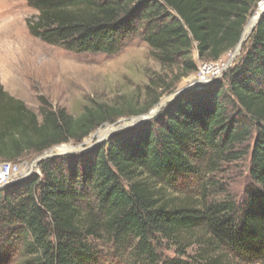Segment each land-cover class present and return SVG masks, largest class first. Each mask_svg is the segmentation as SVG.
<instances>
[{"label": "trees", "instance_id": "obj_1", "mask_svg": "<svg viewBox=\"0 0 264 264\" xmlns=\"http://www.w3.org/2000/svg\"><path fill=\"white\" fill-rule=\"evenodd\" d=\"M27 1L38 11L29 31L44 42L115 55L139 39L164 74L146 86L141 107L94 102L79 116L44 98L39 116L0 81V161L81 142L105 123L148 112L198 72L194 51L201 61L233 51L260 0ZM251 141L245 195L210 201V175L220 162L240 160L238 148ZM39 169L0 189V264L20 254L22 264L264 262V13L221 80L186 90L151 120L88 151L43 160ZM190 177L198 180L195 191L181 185ZM163 242L173 255L160 253Z\"/></svg>", "mask_w": 264, "mask_h": 264}, {"label": "rangeland", "instance_id": "obj_2", "mask_svg": "<svg viewBox=\"0 0 264 264\" xmlns=\"http://www.w3.org/2000/svg\"><path fill=\"white\" fill-rule=\"evenodd\" d=\"M258 10L259 6L254 8L244 31ZM37 13L38 11L31 7L27 0H0L1 84L8 93L22 100L39 116L42 98L53 109H64L75 116L81 115L86 105L94 102L119 107L137 103V106L141 107L147 100L146 86L151 83V79L158 78L161 73L164 74L160 62L153 56L148 44L139 39L129 43L115 55L77 53L62 46L48 44L29 31L28 20ZM253 30L254 28L240 50L235 48L221 58L220 61L224 63L225 68L217 80H221L228 69L240 60L249 46ZM194 58L199 67L202 61L196 51H194ZM195 77L196 73H193L183 78L172 92L162 94L157 104L148 112L140 115H148L160 104L171 102L176 91L192 84ZM136 116L139 115L128 114L113 123H105L81 142L63 143L56 146L52 152L66 153L73 148L83 149L92 145L93 148L97 144L105 143L112 136L113 133L108 134V132L113 127L116 128L120 124H131L130 122ZM68 144H71L73 148L70 147L71 149L65 151L58 149ZM249 147H252V141L238 148L242 155L240 160L222 161L218 170L210 175L209 181L212 183L210 201L224 199L240 201L245 195L247 185L250 184ZM245 151H248V154H245ZM41 155L43 153L27 154L20 160L24 163L27 174L39 173L41 162H36ZM183 180L184 184L183 181L181 182L183 187H191L192 191L197 190V179L190 177ZM192 191L190 192L193 193ZM97 244L107 253H111L113 249L102 241ZM160 253L163 256L173 255V252L168 250L166 242H163ZM22 262L23 258L20 254L12 264H22ZM109 262L110 264H122L121 258L109 259ZM229 262L230 264H243L233 257H230ZM258 264H264V262Z\"/></svg>", "mask_w": 264, "mask_h": 264}, {"label": "built area", "instance_id": "obj_3", "mask_svg": "<svg viewBox=\"0 0 264 264\" xmlns=\"http://www.w3.org/2000/svg\"><path fill=\"white\" fill-rule=\"evenodd\" d=\"M258 6H264V0H260ZM220 60L202 61L194 80L205 84H210L213 80L216 81L221 71L225 68L224 63ZM28 176L29 174L26 173L22 161H0V189H3L13 182L21 181Z\"/></svg>", "mask_w": 264, "mask_h": 264}, {"label": "water", "instance_id": "obj_4", "mask_svg": "<svg viewBox=\"0 0 264 264\" xmlns=\"http://www.w3.org/2000/svg\"><path fill=\"white\" fill-rule=\"evenodd\" d=\"M262 15V14H261ZM261 15H260V17H259V20H260V18H261ZM259 20H258V22H259ZM258 22H257V24H258ZM244 33V32H243ZM243 34H242V38H241V40H240V42H239V44L237 45V47H236V50H240L241 49V46H242V44H243ZM215 80H213L212 81V83L214 82ZM204 85H206L205 83H202V82H199V81H194L192 84H189L187 87H184V88H182V89H179L178 91H176V93H175V97L172 99V100H170L171 102L173 101V100H175L178 96H180L182 93H184L186 90H189V89H192V88H194V87H200V86H204ZM169 103V102H168ZM167 104L166 103H162V104H160L157 108H156V110L155 111H153V112H151L150 114H148V115H143V116H141V115H139V116H136L130 123L131 124H120V125H118L116 128H114V130L112 131V133L114 134V133H117V132H119V131H122V130H124V129H127V128H131V127H135V126H138V125H140V124H142V123H144V122H146V121H149V120H151L152 118H154L157 114H158V112H160L161 110H162V108H164L165 106H166ZM112 134V135H113ZM68 145H70L72 148H73V146L71 145V144H68ZM93 146V145H92ZM92 146H90V147H87V148H78V149H72V150H70V151H68V152H66V153H51V150H53L55 147H52L51 149H49V150H47V151H45L44 153H43V155H41L40 157H39V159L37 160V162L36 163H40L41 161H43V160H46V159H48V158H52V157H55V156H59V155H63V154H73V153H76V152H78V153H81V152H85V151H88V150H90V149H92ZM50 151V153H48Z\"/></svg>", "mask_w": 264, "mask_h": 264}, {"label": "bare ground", "instance_id": "obj_5", "mask_svg": "<svg viewBox=\"0 0 264 264\" xmlns=\"http://www.w3.org/2000/svg\"><path fill=\"white\" fill-rule=\"evenodd\" d=\"M262 12H264V6H260L258 12H256V13L252 16V18L250 19V21H249V23H248V25H247V27H246L244 33H243V41H245V40L249 37V35H250L252 29H253V28L255 27V25L257 24V22H258V20H259V17H260V15H261ZM194 81H196V80H194ZM186 87H187V86H186ZM128 125H129V124H128ZM113 130H114V127L110 130V132H108V134L111 133ZM108 134H107V135H108ZM70 147H71V146H68V145H62V146H60L58 149H60V151H65V150H68V149H71V148H72V147H71V148H70ZM54 149H55V148H54ZM54 149L51 150V153H54V152H52V151H54ZM48 153H50V151H49Z\"/></svg>", "mask_w": 264, "mask_h": 264}]
</instances>
